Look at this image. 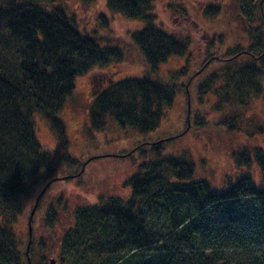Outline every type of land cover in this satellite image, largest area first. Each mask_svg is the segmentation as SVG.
Returning a JSON list of instances; mask_svg holds the SVG:
<instances>
[{
    "label": "trees",
    "instance_id": "obj_1",
    "mask_svg": "<svg viewBox=\"0 0 264 264\" xmlns=\"http://www.w3.org/2000/svg\"><path fill=\"white\" fill-rule=\"evenodd\" d=\"M104 1L108 12L144 22L131 40L152 71L169 58L186 54V41L156 27L151 15L155 0ZM54 2L0 0V264H28L27 257L33 264L31 251L25 254L13 227L24 212L25 183L50 162L36 140L34 117L50 126L65 149L58 116L73 94L75 80L123 61L117 49L99 47L76 34L71 19ZM263 4L257 0L264 18ZM218 13L213 6L202 11L205 18ZM230 53L233 58L242 54L251 58L223 74V88L216 94V110H227L219 126L233 132L244 121L251 101L264 93V40L258 35L253 47ZM186 72L185 67L172 77ZM216 81V75L204 80L198 95H206ZM176 89L174 84L148 79L110 83L89 108L90 130L103 131L110 118L121 129L151 133L159 127L164 110L172 107ZM233 159L236 168L251 164L247 151ZM253 160L264 179L263 153L256 150ZM192 177L193 166L173 157L141 166L123 184L130 192L125 200L110 197L74 212V225L64 235L55 262L264 264V189L244 177L215 193ZM54 219L51 210L48 225Z\"/></svg>",
    "mask_w": 264,
    "mask_h": 264
},
{
    "label": "rangeland",
    "instance_id": "obj_2",
    "mask_svg": "<svg viewBox=\"0 0 264 264\" xmlns=\"http://www.w3.org/2000/svg\"><path fill=\"white\" fill-rule=\"evenodd\" d=\"M207 6L218 7L219 13L205 18L202 11ZM54 7L71 19L76 34L94 40L99 47L117 49L123 61L75 80L73 94L58 116L67 141L65 149L50 126L34 117L36 140L50 155V162L25 183L24 212L13 227L26 249L28 218L43 191L31 217L28 252L33 264H57L62 239L74 225V212L110 197L125 200L130 192L124 182L141 166L158 159L173 157L190 163L192 181H204L215 193L244 177L255 188L264 189L253 160L256 150L264 155V93L251 101L244 121L233 132L219 126L227 110L217 111L215 106L223 74L251 60L245 54L233 58L230 52L253 47L258 35L264 40V18L257 0H155L151 15L156 27L187 43L183 57L169 58L156 71L146 65L131 40L132 33L145 27L143 21L108 12L104 0H55ZM185 67L186 74L173 79ZM212 75L217 81L206 95L199 96L197 87ZM130 78L177 86L173 105L164 110L159 127L139 134L121 129L108 118L103 131L90 130L88 111L94 97L110 83ZM252 130L256 132L249 135ZM243 151L251 155V164L236 168L233 156ZM51 210L55 219L50 226L47 213Z\"/></svg>",
    "mask_w": 264,
    "mask_h": 264
},
{
    "label": "water",
    "instance_id": "obj_3",
    "mask_svg": "<svg viewBox=\"0 0 264 264\" xmlns=\"http://www.w3.org/2000/svg\"><path fill=\"white\" fill-rule=\"evenodd\" d=\"M43 191L37 196L36 200H35V203H34V206L32 208V211L30 213V216L28 218V244H27V247H26V251H25V254L28 255V250H29V245L31 243V217H32V214L37 206V203H38V200L40 198V196L42 195ZM27 263L30 264V261H29V258L27 257ZM50 264H53V262H50Z\"/></svg>",
    "mask_w": 264,
    "mask_h": 264
}]
</instances>
